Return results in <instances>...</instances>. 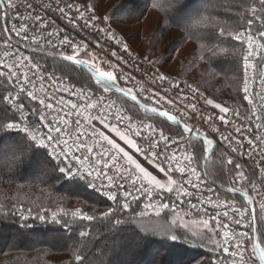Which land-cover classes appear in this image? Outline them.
Instances as JSON below:
<instances>
[{
  "label": "snow or ice",
  "instance_id": "1",
  "mask_svg": "<svg viewBox=\"0 0 264 264\" xmlns=\"http://www.w3.org/2000/svg\"><path fill=\"white\" fill-rule=\"evenodd\" d=\"M43 7L58 16L41 15L33 0H0V180L12 183L21 173L39 182L35 199L14 195L10 205L0 203V214L18 216L25 228L28 221L65 228L105 221L115 239L101 264H146L137 258L140 245L116 242L135 229L142 242L152 236L204 249L210 264H264V0H226L224 16L209 11L207 0H147L146 7L197 40L196 58L209 65L201 76L212 73V58L235 60L228 84L234 107L159 69L150 79L161 90L145 88L125 71L129 61L121 53H133L113 29V14H97L92 0ZM120 7L129 15L135 10ZM57 19L76 33L91 29L92 39H76ZM45 45L58 50L51 72L37 59ZM219 143L227 151L220 152L219 172H210ZM49 172L111 204L98 215L66 209ZM90 236L91 227L78 232L75 264H89Z\"/></svg>",
  "mask_w": 264,
  "mask_h": 264
},
{
  "label": "trees",
  "instance_id": "2",
  "mask_svg": "<svg viewBox=\"0 0 264 264\" xmlns=\"http://www.w3.org/2000/svg\"><path fill=\"white\" fill-rule=\"evenodd\" d=\"M87 2V0H78ZM94 7L97 9V14L103 16L112 13V26L119 32L117 25L130 21L128 17L136 19V22L146 20L151 17L152 21L160 16L161 25L153 38L148 41L146 53L138 52L131 45L140 56L146 57L150 55V59L158 67L156 62L161 65L170 64L176 57L178 52L188 49L192 46L194 49L192 53L191 64L187 67H180L184 72V78L192 80L193 83L198 85L209 97L215 99L217 102L223 103L227 101L228 105L235 106L234 94L228 84L232 82L231 78L235 72V60L231 57H219L211 59L212 73L210 75L201 76V73L208 69L209 65L196 58V51L198 42L195 38L187 39L185 32L181 27L170 25L166 23L164 14L146 7L147 0H92ZM106 2H112L111 7L105 11L104 5ZM194 3H200V0H193ZM226 0H207V7L209 11H214L221 16L230 15L223 11ZM133 5L135 14L132 16L124 17L125 10L120 6ZM124 12V14H123ZM127 16V15H126ZM139 17V18H136ZM141 30H138L140 32ZM173 34L168 46L163 49L161 54H158L160 49V42L166 36ZM139 35V34H138ZM235 43V42H233ZM42 56L47 69H53L59 66V59L47 56ZM75 80V78H73ZM179 80L178 78H175ZM181 80V79H180ZM185 80V79H184ZM227 106V105H226ZM199 149V142L196 143ZM219 159L220 152L217 151L216 157L209 163L208 168L210 172H219ZM231 168V166H227ZM22 174L17 173V180L8 183L6 179L0 180V203L10 205L13 201L11 197L19 194L25 200L35 199L38 195L39 183L36 180L35 174L31 178H21ZM53 174L48 173L47 180L51 184L54 196L63 198L64 207L68 210H73L76 207L83 208L86 212L92 213L96 210L97 215L100 211H104L110 201L94 194L90 189H84L78 181H55L52 179ZM23 183V189H18L17 184ZM43 186V185H40ZM54 208L55 205L53 204ZM31 223V228L21 226L18 216H3L0 214V264H75L72 255L77 241L79 240L78 232L82 227H91L92 236L87 238V247L85 255L89 258V264H101L102 261L107 260L106 255L109 249L113 247V240L115 237L109 232V228L105 221H92V222H79L78 224L71 225L65 228L62 225L55 223L41 224L39 221H28ZM135 229V226H131ZM34 237L32 241L31 238ZM122 241L124 246L140 245L137 250V258L146 262L155 261L156 264H186L187 261L193 260V264H210L212 253L204 249H192L189 245L180 242L164 241L160 237H145L143 242L138 235V229L135 231L122 232L120 239L116 242L120 244ZM25 242L27 247H25ZM174 244L175 247H169ZM10 245V247H6ZM147 250V251H146Z\"/></svg>",
  "mask_w": 264,
  "mask_h": 264
},
{
  "label": "rangeland",
  "instance_id": "3",
  "mask_svg": "<svg viewBox=\"0 0 264 264\" xmlns=\"http://www.w3.org/2000/svg\"><path fill=\"white\" fill-rule=\"evenodd\" d=\"M132 1H136V0H132ZM111 3L112 2H106V5H104L105 11H107L111 7V5H112ZM124 12H125L124 17L130 16L127 11H124ZM124 12H123V14H124ZM133 14H135V12H132L131 16ZM151 17L147 18L146 20H141L139 22H136V19L131 20L128 17V19L130 21L117 25L120 32L115 27L114 28L117 30L119 36H122L124 38V40L126 38V40L131 43V45L134 47V49H136L138 52H142L144 54V52L146 51L147 46H148V41L151 38H153L156 33H158L157 30L161 25L160 16H156L157 19L155 21H152ZM136 18H139V17H136ZM138 30H141V31L138 32ZM172 36H173V34L166 36V38L163 37V39L160 42V47H159L160 49H158V51H157L158 54H161V52H163V49L169 45L170 41L172 40L171 39ZM126 40H125V42L127 43ZM129 47H130V50L137 53L134 49L131 48V46H129ZM193 49L194 48L192 46H189L188 49H184V50L178 52V54H176V57L174 58V60L171 61L170 64L168 63L166 65H161L160 62H156L158 67L155 64H151V65H152V67L161 70L165 75H167L170 78H178L179 79L178 81H184V79H185L188 82L193 83V81L188 79V77L184 78L185 77L183 75L184 72L181 71V69H180V67H182V66L187 67L188 64L189 65L191 64V62H190V60L192 59V53L191 52L193 51ZM145 56L148 58H151L150 55H145ZM140 57L142 59L144 58L142 56H140ZM144 61H151V60L148 59V60H144ZM184 67H182V70L184 69ZM52 70L53 69H51V70L49 69V71H52ZM174 131H177V130H174ZM31 240L33 241L34 237H32Z\"/></svg>",
  "mask_w": 264,
  "mask_h": 264
},
{
  "label": "built area",
  "instance_id": "4",
  "mask_svg": "<svg viewBox=\"0 0 264 264\" xmlns=\"http://www.w3.org/2000/svg\"><path fill=\"white\" fill-rule=\"evenodd\" d=\"M33 2H34V5L36 6V10L38 12H40L41 15H47V16H53V17H57L58 16V13H53V12H51V10H46L43 7V5L49 3L50 0H33ZM51 2L53 3V7H55V0H51ZM66 3L75 4V3H84V2L78 1V0H60V6H64ZM19 11H21L23 13L25 11V9L23 7H21L19 9ZM0 23H2V21H0ZM57 23L60 24L61 26L68 27L70 34L75 36L76 39H80L81 36H88V38L90 40L92 39V36L89 35V33H91V31H92L91 29L87 30L84 33H76L74 31H72L70 26L65 25L63 21H60L59 19H57ZM113 29L115 30L116 34L118 35L117 30L114 27H113ZM110 46L113 47V48H117L118 47L114 43L111 44ZM0 51H2V47H0ZM46 51H48L49 53L56 54V55H49L48 54L47 56L59 59V56L57 54L58 50L50 48V47L45 45V52L37 56V59L39 60V62L42 65H45V63H44V61L42 60L41 57L42 56H46ZM132 53H133L132 57H128L127 54L121 53L122 55L125 56V59H127L129 61V64L125 67V71H127V72L131 73L132 75H134L137 80L141 81L144 84L145 88H154V89H157V90H161L158 87L161 84V82L157 80V81H155L153 83L152 79H150L152 73L156 72L157 69L152 67V65L148 61H144L137 53H135L133 51H132ZM134 57L137 58V59H133ZM137 65H139V70H137ZM145 70H147V74H146ZM45 71L51 72V71H49V69H47V67L45 68ZM159 72L163 73L161 70H159ZM57 74H59V73H57ZM165 76H167V75H165ZM180 82H181V85L183 86V81H180ZM192 84H194V83H192ZM163 87H168L167 82H164ZM173 91H175V90H173ZM205 95L208 96L206 93H205ZM200 103H201V105H203V101H201ZM205 107H207V106H205ZM208 110H211V109H208ZM217 123L219 124V121H217ZM170 127H172L174 130H177V131L179 130V129H177L175 127V125H170ZM221 128H222V130H224L222 125H221ZM213 136H215V134H213ZM217 139H219V138L217 137ZM194 143H198V142H194ZM247 148H248V145L245 142L244 149H247ZM218 151L219 152L227 151V148H226L225 144L219 143L218 144ZM231 155H233L239 162L245 164L249 168H253L254 167V163H253L252 160H249L246 157L245 158L236 157L235 154H231ZM257 159H258V157H257Z\"/></svg>",
  "mask_w": 264,
  "mask_h": 264
}]
</instances>
